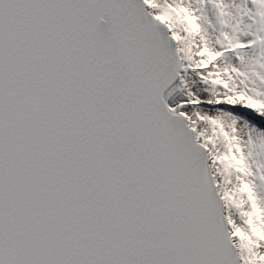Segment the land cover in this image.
<instances>
[{"label":"snow or ice","instance_id":"obj_1","mask_svg":"<svg viewBox=\"0 0 264 264\" xmlns=\"http://www.w3.org/2000/svg\"><path fill=\"white\" fill-rule=\"evenodd\" d=\"M0 264H264V0H0Z\"/></svg>","mask_w":264,"mask_h":264}]
</instances>
